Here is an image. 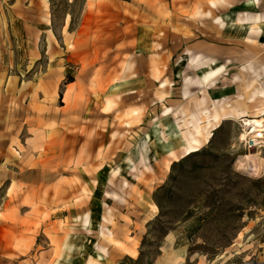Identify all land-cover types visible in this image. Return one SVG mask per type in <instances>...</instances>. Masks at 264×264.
Masks as SVG:
<instances>
[{"label": "rangeland", "instance_id": "obj_1", "mask_svg": "<svg viewBox=\"0 0 264 264\" xmlns=\"http://www.w3.org/2000/svg\"><path fill=\"white\" fill-rule=\"evenodd\" d=\"M185 2L0 0V264H94L93 256L101 259L102 250L106 254L99 224H91L82 234L68 218L93 210L98 219L105 191L123 195L127 210L132 206L147 210L142 222L151 217L146 194L133 185L142 177H126L123 172L109 181L111 169L129 168L127 158L139 153L137 143L148 133L147 125L129 128L122 108L106 107L104 101L109 92H122L125 63L116 48L120 41L134 42L136 36L142 40L155 27L161 28L164 47L176 51L166 66L174 79L191 54L185 53L188 39L200 52L203 26L207 23L216 31L214 22L219 24L220 18L182 16L187 14ZM154 7L157 17L149 14ZM77 92H93L102 110H114L89 131L95 141L91 146L84 145L88 131L82 129L80 118L91 99L76 96ZM258 92L237 103L238 112L223 113L231 119L217 115L212 102L211 112L199 113L201 100L195 101L193 112L181 111L183 117L176 118L181 136L193 132L201 144L173 167L172 163L161 185L155 177L159 186L153 196L159 210L138 225L143 235L131 239L138 242L134 257L111 250L106 263L264 264V168L254 173L239 160L250 152L264 158V147L241 139L246 126L240 116L252 114L258 100L251 99ZM118 99L123 102L122 96ZM161 123L162 130H169V124ZM198 124L201 132L195 129ZM154 144L167 153L157 137ZM174 147H180L177 141ZM156 163L160 166V161ZM105 196L108 201L113 198ZM52 201L67 202L61 208H67L68 218L52 222L51 214L59 215ZM74 203L78 212L73 208L69 212ZM130 235L128 231L127 241ZM109 241L126 249L122 241ZM176 256L175 263L168 260Z\"/></svg>", "mask_w": 264, "mask_h": 264}, {"label": "crops", "instance_id": "obj_2", "mask_svg": "<svg viewBox=\"0 0 264 264\" xmlns=\"http://www.w3.org/2000/svg\"><path fill=\"white\" fill-rule=\"evenodd\" d=\"M212 1L213 5L210 0H186L185 2L187 14H181L182 16H186L187 18H196V16L209 18L212 16L213 19L216 16L220 18V23L214 22L217 25L216 31H212L207 23L203 26L202 30L205 34L200 36L201 39L198 42L202 47L197 44L201 48L199 53L195 51V41L193 40L189 45L191 39H188L185 53L191 52V54H187L188 59L180 73L175 74L176 79H174L171 70H166L170 57L176 51L172 47H164L163 40L159 35L161 28L155 27L154 32L149 34L148 38H145V35H143V39L139 40V36H136V41L134 42L124 39L116 45V48L122 51L125 63L122 74V92H109L110 94L104 103L106 107H112L114 110L121 107V114L124 117L125 123H130L129 128L138 125L142 127L143 124L147 125L144 126V129H147L150 134L152 169L138 163L139 153H137L131 160L138 163V170L135 171L130 169V167H125L126 169L122 168L118 173L113 174V171L116 170V168H113L109 176L113 178L119 177L123 175V172H126L124 173L126 177H142L140 180H134L133 185L137 187L138 193H140L139 191H144L147 202L149 200L155 202L153 196L154 190L164 182L160 181L158 185L155 177H160L164 174L165 180L166 174L170 170H166L164 167V159L167 158V153L157 150L154 144V138H156V134L152 128L154 119L159 117L161 122L164 120L171 127H178L180 126V122L176 118L181 116V111L185 113L193 112L195 104L198 103L195 102L196 100H201L202 102L199 113L211 112L209 107H211L210 103L212 102L222 118L224 117L223 113L238 112L237 103H242L243 100L251 98L254 92L259 91V87L261 86L254 74V70L264 65V0ZM149 14L150 16L157 17V7H154V10L151 9ZM226 17H231L232 20L228 21V19H225ZM222 22H224V25H222ZM215 37L218 38L216 41L214 40ZM222 38L225 40L222 41ZM216 48L218 49L216 50ZM194 57H198L204 61L213 60L212 62L218 64L217 68L224 67L225 70H222L224 74H221L216 88L207 89L205 87L189 86L191 94L185 98L183 94L184 75L197 74L203 77L215 68V64L201 69L195 67L188 68L190 62L192 64L195 63L193 61ZM249 63L252 64V69H243V65H248ZM173 81L179 85H173ZM216 92H220V95L216 96ZM240 93H243V99L239 96ZM79 95L88 96L91 99L90 106L83 108L80 115L81 120L84 121L82 129L88 131L85 134L88 138L84 140V145L91 146L95 144V141L91 139L89 131L92 128H96V122L102 120L105 115L109 116V112L114 110H108L106 107H104L105 111L102 110L99 101L93 99V96H95L93 92H77L76 96ZM101 95L102 97L104 96V94ZM119 96H122L123 102L118 99ZM224 96L228 97L227 100L219 104L214 103L213 100L215 98H222ZM168 107L171 108L170 113L163 114L164 108ZM86 113L88 114L86 115ZM99 114H102L103 117L99 116ZM201 117L203 118V115ZM205 122L206 120H202L201 123ZM100 142L98 141L96 144ZM175 149L179 151L178 147H175ZM155 156H157V161L155 160ZM110 160L111 158H106V161ZM158 161H160V166L156 163ZM162 170H164L163 174H161ZM85 189L88 191V187H85ZM122 189H127V186ZM75 194L74 189L70 197V202L72 203L76 198ZM105 194L106 191L104 192V202L100 206L101 214L98 219L94 217L93 210L87 213L83 212L82 215L76 217L72 216L68 218L67 216L69 215L64 211L67 208H61L67 202L55 204L52 201V205L55 204L53 208H59V212L57 213L59 215H56L55 212L51 214L52 217L50 219L52 222L53 218L59 220L62 218L61 220L63 221L68 218L69 222H74L77 227H80L79 229L82 234L83 229H88L91 224H99L100 232H103L104 236H100V241L102 245L105 244L106 246V254H103L104 251L102 250L103 252L100 251L101 259L93 256V260H95L94 264H108L105 260L109 258L111 250L120 251L123 255L133 258L134 253L138 249V242L134 243L131 239L140 238V235H143L141 229H138V225L150 221L152 215L155 214L150 210L151 217H145V220L142 222V217L147 214V210L142 212L140 211V207L136 206H132V208L127 210L125 202L115 198H111L108 201ZM72 208L78 212L79 207L76 203L70 206L69 212ZM61 212L64 214L63 216L60 215L62 214ZM114 223L118 224L119 228H114ZM122 225L125 226L123 232ZM128 231L131 233L129 241L125 237ZM109 239L122 241L126 245V249L116 247Z\"/></svg>", "mask_w": 264, "mask_h": 264}, {"label": "bare ground", "instance_id": "obj_3", "mask_svg": "<svg viewBox=\"0 0 264 264\" xmlns=\"http://www.w3.org/2000/svg\"><path fill=\"white\" fill-rule=\"evenodd\" d=\"M213 2V1H212ZM193 61L195 62L192 64L190 62L188 64V68H197L201 69L207 67L209 65H214L215 62L213 60H200L198 57H194ZM252 69V64L249 63L248 65H243V69L249 70ZM222 70H225L224 67L214 68L205 74L203 77L197 74H185L184 75V87H183V94L184 97H188L191 92L189 90V86H197V87H205L207 89H214L217 87L219 83V78L221 74H224ZM254 70V69H253ZM227 74V73H226ZM255 76L258 78L259 83L261 84V90L257 93L256 98L252 99V102L258 100V104L252 111V114H243L240 118H243L242 122L246 126L245 130L241 134V139L247 140L248 138L252 141L253 146L264 147V65L259 66L258 69L254 70ZM239 96L243 99V93H240ZM228 97L224 96L222 98H215L213 101L215 104H219L227 100ZM171 108H165L163 110V114L170 113ZM219 115V114H217ZM220 116V115H219ZM231 119L232 117L226 116L223 119ZM161 121L159 117L154 119L152 128L156 134V137L161 141V145L167 150L168 157L164 160V167L166 170L171 168L172 163L176 161H180L182 158L192 154L193 152L197 151L201 144L199 136H195L193 132L190 136L185 138L182 137L180 131L178 130L177 126H169V130H162L160 126ZM202 125L198 124L195 129L198 132H201ZM168 133V134H165ZM163 134V135H162ZM162 136V138H161ZM165 138V140L163 139ZM179 144L180 150L177 151L174 147L175 142ZM138 150H139V161L140 165L147 166L148 168L152 169L151 166V149H150V134L147 133L146 136L142 137L138 141ZM129 161V167L133 170H138L139 166L137 162L132 161L129 157L127 158ZM155 160L157 161V156H155ZM241 166L245 167L246 169L250 170L254 173H259L264 168V158L259 155V153L254 154L252 152L246 153L240 159ZM120 171V168H116L113 171V174H116ZM160 181H164V174L159 177ZM110 183H113V177L109 179ZM127 183H124L121 188H124ZM107 196L113 197L115 199H119L121 201H125L123 195L119 194L116 191H107ZM149 207L152 209L153 213H156L159 210L158 204L153 200L148 201ZM178 257H174L173 259L170 257L168 260L171 263H175Z\"/></svg>", "mask_w": 264, "mask_h": 264}, {"label": "trees", "instance_id": "obj_4", "mask_svg": "<svg viewBox=\"0 0 264 264\" xmlns=\"http://www.w3.org/2000/svg\"><path fill=\"white\" fill-rule=\"evenodd\" d=\"M175 163H176V162L173 163L172 167L175 165ZM154 199H155V202H156V203L158 204V206H159L158 199H157L156 197H154Z\"/></svg>", "mask_w": 264, "mask_h": 264}]
</instances>
